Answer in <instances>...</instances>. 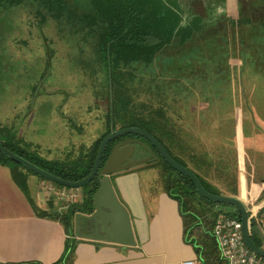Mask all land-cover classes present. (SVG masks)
<instances>
[{
	"label": "rangeland",
	"instance_id": "obj_1",
	"mask_svg": "<svg viewBox=\"0 0 264 264\" xmlns=\"http://www.w3.org/2000/svg\"><path fill=\"white\" fill-rule=\"evenodd\" d=\"M178 1L185 16L207 19L204 30L210 31L183 48L172 42L149 67L121 68L125 94L139 114L159 110L174 122L189 153L211 163L206 180L223 192L236 186L234 197L250 209L264 202V0H235L232 23L227 7L216 6L219 16L210 22L201 1ZM1 3L0 129L14 136L29 159H77L110 131L108 68L98 57L96 28L81 20L91 6L88 0H53L44 6L27 1L10 8ZM195 50L207 61L191 58L185 69L181 55ZM140 152L145 156L148 150ZM154 162L133 169H139L143 188L163 190L165 172ZM67 190L77 198L58 201L61 213L83 197L81 189ZM256 236L263 245V234Z\"/></svg>",
	"mask_w": 264,
	"mask_h": 264
},
{
	"label": "trees",
	"instance_id": "obj_2",
	"mask_svg": "<svg viewBox=\"0 0 264 264\" xmlns=\"http://www.w3.org/2000/svg\"><path fill=\"white\" fill-rule=\"evenodd\" d=\"M27 1L43 6L53 2V0H2L1 4L3 8L5 6L10 8ZM92 4L94 12L88 14H92L93 17L87 14V16L84 15L87 18H81V20L88 25V28H96L97 47L99 48L98 57L106 68L107 65H110L112 112L110 115L108 107L106 113L107 128L110 129L111 116L113 126L118 124L120 125L119 128L137 127L147 131L176 163L187 168L196 176L205 191L219 196H237L238 189L236 186L226 188L227 191L223 192L206 180L209 169L212 167L211 163L201 155L189 153L185 141L179 134L180 132H176L180 130L175 128L174 122L172 125L162 111H152L151 114L147 115L139 114L131 106V101L125 94L126 85L122 82L123 69L121 68L140 63L145 67H149L158 54L165 47L170 46L172 42L176 48H183L187 42L202 36L205 27L201 20L196 18L191 20L189 24L183 23L178 8L171 4L168 6L162 0H92ZM180 58L183 60H180L182 65L185 64V69H188L191 58L196 63L205 64L207 61L206 58L200 57V50H195L192 55L188 56L182 54ZM178 70H181V67ZM129 76L133 78L131 73ZM109 132L107 130L84 153L70 162L44 161L39 158L29 159L28 155L26 156L21 149L17 148L14 136L4 129H0V146L55 177L76 182L84 179L90 173L98 146ZM127 137L143 141L138 136L129 135ZM117 140L111 141L105 147L101 167ZM151 148L156 151L152 146ZM151 162H154V160H151ZM158 163L162 164L165 172L162 179L163 191L178 204L183 222V240L186 244L193 246L198 264H224L211 236V229L218 215L224 213L223 210H226L225 214L231 216H238L237 211L231 206L216 204L201 198L187 177L172 169L160 156H158V162H154V165ZM0 165L11 169L13 180L27 195V179L23 172L28 174L31 172L2 154H0ZM99 177L98 173L90 183L80 188L83 191L81 203L70 205L64 213L52 210L41 214L43 217L58 220L67 234L61 258L53 264H73L75 248L81 242L74 236L73 216L75 213L89 214L91 212L92 196L99 186ZM41 180L44 179L41 178ZM240 191L243 195L246 192L243 179H241ZM261 194L264 196V190ZM227 207H231L233 211L227 210ZM256 233L251 222V240L255 246L260 248L262 243L257 238Z\"/></svg>",
	"mask_w": 264,
	"mask_h": 264
},
{
	"label": "crops",
	"instance_id": "obj_3",
	"mask_svg": "<svg viewBox=\"0 0 264 264\" xmlns=\"http://www.w3.org/2000/svg\"><path fill=\"white\" fill-rule=\"evenodd\" d=\"M139 169L111 177L124 206L135 245L79 240L73 264H180L197 261L193 246L183 240L178 204L163 190L141 185ZM27 179L26 195L13 180L11 169L0 165V264H53L63 253L67 234L58 220L43 217L61 212L57 198H48L44 182ZM36 187V190L33 189ZM83 200V197L81 198ZM198 262V261H197Z\"/></svg>",
	"mask_w": 264,
	"mask_h": 264
},
{
	"label": "water",
	"instance_id": "obj_4",
	"mask_svg": "<svg viewBox=\"0 0 264 264\" xmlns=\"http://www.w3.org/2000/svg\"><path fill=\"white\" fill-rule=\"evenodd\" d=\"M108 76H109V100H110V115H111V80H110V69L108 67ZM134 135L140 138L145 139L149 142L157 151L159 156L167 163L172 169L181 175L187 177L192 183L196 193L203 199L216 203V204H225L235 208V210L240 215V220L242 224V236L245 245L247 248L255 253L256 255L264 258V250L255 246L251 240L249 234V219L246 210L245 204L239 199L230 196H219L213 195L205 191L201 186L200 182L196 176L187 168L176 163L162 148V146L145 130L137 127H126L115 130L113 128V120L110 116V132L104 137L100 142L96 157L93 163V166L90 170V173L82 180L76 182H70L62 180L58 177L53 176L52 174L40 169L31 162L25 160L24 158L18 156L17 154L9 151L8 149L0 146V154L21 166L22 168L30 171L36 176L54 183L58 186L68 188V189H80L81 187L90 183L98 173L102 176L99 186L95 193L92 196V208L94 209L93 213L90 215H84L81 213L74 214V236L78 240L85 241H103L111 242V239H114V243L126 246L133 247L135 245L133 241V236L131 232V225L128 214L118 200L114 189L110 182V176L133 169L140 165H144L150 161L149 158L130 162L128 156L133 153L134 145H139L148 150L150 155L156 159L158 157L151 152L142 142L136 139H127L122 142L117 143L111 149L105 163L101 167L103 152L108 143L123 136ZM153 159V158H152ZM260 187H258L259 190ZM91 222L88 226V232L81 231V222Z\"/></svg>",
	"mask_w": 264,
	"mask_h": 264
},
{
	"label": "built area",
	"instance_id": "obj_5",
	"mask_svg": "<svg viewBox=\"0 0 264 264\" xmlns=\"http://www.w3.org/2000/svg\"><path fill=\"white\" fill-rule=\"evenodd\" d=\"M44 191L48 198L55 197L60 201L66 202L77 198V194L69 192L67 188H58L48 182L45 184ZM249 219V234L251 235V222L256 232L264 236V202L247 208ZM224 213L218 215L211 229V236L215 242L220 259L224 264H264V258L251 252L244 243L242 236V224L240 215L231 216ZM264 245V243H263ZM262 245V246H263ZM263 249V247H260ZM180 264H198L197 261H184Z\"/></svg>",
	"mask_w": 264,
	"mask_h": 264
},
{
	"label": "flooded vegetation",
	"instance_id": "obj_6",
	"mask_svg": "<svg viewBox=\"0 0 264 264\" xmlns=\"http://www.w3.org/2000/svg\"><path fill=\"white\" fill-rule=\"evenodd\" d=\"M57 1V3H58V1L60 2L61 0H56ZM166 5H168V6H170V4L171 5H175L177 8H178V12H179V14H180V16L182 17V21H183V23H186V24H189L190 23V21L191 20H193V19H196V18H198V19H200L201 20V23H203L204 24V27H205V25L206 24H208L209 23V21L207 22V23H204V21L205 20H207V19H202L200 16L201 15H197L196 13L195 14H189V15H184V12H183V10H182V7H181V3H179V1L178 0H162ZM191 1V0H190ZM199 1H201L202 3V5L204 6V9H206V12H207V15L209 14L210 15V18H209V20H210V22L211 21H214L215 19H217L218 17L217 16H219V13L220 12H218V10L216 9V6H218V7H222L220 10L222 11H224L225 10V7H227L228 8V12H229V20H230V23H232L233 21H232V15H233V13L235 12V9H236V7H235V0H227V2H226V4H225V1L224 0H199ZM193 2V1H192ZM218 3V4H217ZM88 4L91 6L90 7V11H91V13H93L94 12V10H93V8H94V6H93V4H92V0H88ZM188 9L189 8H191L192 9V6H191V3L190 4H188V7H187ZM222 21V20H221ZM222 25H224V24H222ZM71 26H74L73 24L71 25ZM76 26L77 27H80L79 25H77L76 24ZM204 30V29H203ZM207 31H210V30H204L202 33H205V32H207ZM135 65H137V64H135ZM110 68V65H107V68ZM118 129H120V128H118ZM117 130V129H116ZM127 139H132V137H127V136H123V137H121V138H118V140L115 142V144L114 145H116L117 143H119V142H122V141H124V140H127ZM135 139V138H134ZM143 139V138H142ZM136 140H138V141H140V142H142L151 152H153L157 157L159 156V154L157 153V151H153V149L151 148V144L149 143V142H147L145 139H143V141H141L140 139H136ZM151 145V146H150ZM153 147V146H152ZM141 149V150H145V148L144 147H142V146H139V145H134V149H133V153L131 154V155H129L128 156V160L130 161V162H133V161H138V160H142V159H146V158H149L150 159V161L149 162H151V160H152V156L150 155V153L148 152L147 154H145V156L142 154V156H140L138 153L141 151V150H139V149ZM154 148V147H153ZM155 149V148H154ZM156 150V149H155ZM141 153V152H140ZM149 162H147V163H149ZM105 163V162H104ZM146 163V164H147ZM103 166V165H102ZM141 166V165H140ZM136 168V167H135ZM130 170H132V169H130ZM99 179L101 180V178H102V176L99 174ZM113 176V175H112ZM112 176H110V179H111V177ZM111 182V181H110ZM81 202H82V200H81ZM80 202V203H81ZM78 204V203H77ZM93 211H94V209L92 208V210H91V212L89 213V214H84V215H90L91 213H93ZM76 214V213H75ZM82 214V213H81ZM72 224H73V228H74V216H73V220H72ZM81 231L82 232H88L89 230V228H88V226L91 224V222H85V221H82L81 223Z\"/></svg>",
	"mask_w": 264,
	"mask_h": 264
}]
</instances>
